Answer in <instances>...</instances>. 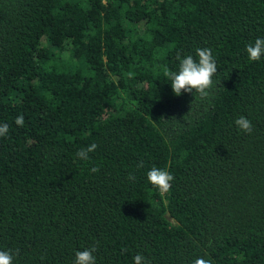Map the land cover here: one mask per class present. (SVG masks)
I'll use <instances>...</instances> for the list:
<instances>
[{
    "label": "trees",
    "instance_id": "1",
    "mask_svg": "<svg viewBox=\"0 0 264 264\" xmlns=\"http://www.w3.org/2000/svg\"><path fill=\"white\" fill-rule=\"evenodd\" d=\"M257 38L264 0H0V250L19 249L13 264H74L93 245L96 264H264ZM197 48L217 65L205 100L164 76ZM152 167L175 177L168 193Z\"/></svg>",
    "mask_w": 264,
    "mask_h": 264
},
{
    "label": "clouds",
    "instance_id": "2",
    "mask_svg": "<svg viewBox=\"0 0 264 264\" xmlns=\"http://www.w3.org/2000/svg\"><path fill=\"white\" fill-rule=\"evenodd\" d=\"M196 57L187 55L180 59L179 70L171 71L165 70L164 76L170 80V85L173 93L180 96L183 93H197L201 100L209 99L214 88L213 77L217 72V65L215 58L209 48H197ZM246 52L250 61H259L264 56V38H257L254 44L246 46ZM15 123L20 127L24 126L23 116H18ZM238 130L243 133L250 134L253 131V125L250 120L244 116L238 117L234 121ZM9 132L8 124L0 125V137L6 136ZM97 145L92 144L77 152V157L81 160L87 161L90 159L89 153L96 149ZM144 166L143 161L137 164L138 168ZM98 167H93L91 172H99ZM130 180H134L133 175H129ZM175 177L167 170L157 167H152L147 172L148 182L162 194H166L171 190V182ZM97 251V246L93 245L91 248L78 250L75 252L74 264H96V257L93 253ZM19 254V249L13 253L12 250H0V264H13L14 255ZM134 264H146L145 257L142 254H137L133 257ZM193 264H210V261L197 257Z\"/></svg>",
    "mask_w": 264,
    "mask_h": 264
}]
</instances>
